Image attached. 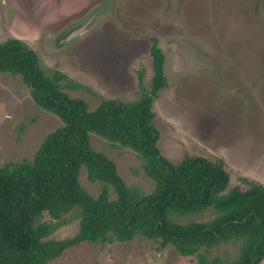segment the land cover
Wrapping results in <instances>:
<instances>
[{"label":"rangeland","instance_id":"obj_1","mask_svg":"<svg viewBox=\"0 0 264 264\" xmlns=\"http://www.w3.org/2000/svg\"><path fill=\"white\" fill-rule=\"evenodd\" d=\"M103 7L82 34L60 45L52 37L96 8ZM22 40L40 66L64 73L75 88L71 97L94 109L102 97L130 100L152 77L151 38L165 55L166 86L153 103V124L161 154L172 162L185 155L221 161L229 186L264 184V0H0V41ZM60 124L38 107L19 75L0 72V166L32 158L46 134ZM91 146L106 153L128 185L150 192L153 181L127 147L90 132ZM81 186L97 196L84 167ZM113 197V195H112ZM210 211L183 217L206 221ZM45 221H52L45 212ZM49 236L63 239L78 227L76 211ZM237 244L222 243L208 258L232 259ZM46 264H199L172 245L136 236L130 241L82 242ZM264 264V259L259 263Z\"/></svg>","mask_w":264,"mask_h":264},{"label":"trees","instance_id":"obj_2","mask_svg":"<svg viewBox=\"0 0 264 264\" xmlns=\"http://www.w3.org/2000/svg\"><path fill=\"white\" fill-rule=\"evenodd\" d=\"M152 77L140 83L136 97H102L92 110L64 88L76 84L40 66L32 48L19 38L0 41V72L19 75L33 102L52 112L60 124L45 135L32 158L0 166V264H46L82 242L104 245L136 236L172 245L182 256L196 255L199 264H259L264 259V184L229 186L221 161L185 155L165 158L158 147L153 103L166 86L165 55L158 39H150ZM90 132L112 145L130 148L153 181L150 192L128 185L116 163L91 146ZM90 182L102 184L97 196L79 182L80 168ZM113 195V197H112ZM76 211V232L49 237ZM210 211L206 221L183 217ZM47 213L52 221L42 219ZM237 244L234 258L214 256L222 243Z\"/></svg>","mask_w":264,"mask_h":264},{"label":"water","instance_id":"obj_3","mask_svg":"<svg viewBox=\"0 0 264 264\" xmlns=\"http://www.w3.org/2000/svg\"><path fill=\"white\" fill-rule=\"evenodd\" d=\"M102 9L103 7L96 8L84 18L71 23L68 27H66L62 32V41L60 42V45L69 43L79 35H82L92 25L95 18L102 12Z\"/></svg>","mask_w":264,"mask_h":264},{"label":"flooded vegetation","instance_id":"obj_4","mask_svg":"<svg viewBox=\"0 0 264 264\" xmlns=\"http://www.w3.org/2000/svg\"><path fill=\"white\" fill-rule=\"evenodd\" d=\"M65 30V29H64ZM62 31H60L59 33H57L55 36H53L51 39L52 41L50 40V44H54V45H59V40L61 39L62 37Z\"/></svg>","mask_w":264,"mask_h":264}]
</instances>
